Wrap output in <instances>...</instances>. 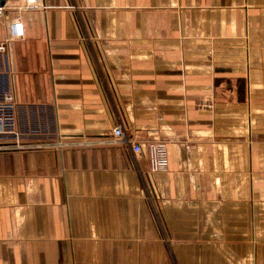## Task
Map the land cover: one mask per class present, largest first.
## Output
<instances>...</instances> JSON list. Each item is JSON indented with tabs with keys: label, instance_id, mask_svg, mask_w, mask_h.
Returning <instances> with one entry per match:
<instances>
[{
	"label": "crops",
	"instance_id": "1",
	"mask_svg": "<svg viewBox=\"0 0 264 264\" xmlns=\"http://www.w3.org/2000/svg\"><path fill=\"white\" fill-rule=\"evenodd\" d=\"M22 1L0 18V264H264V0Z\"/></svg>",
	"mask_w": 264,
	"mask_h": 264
},
{
	"label": "built area",
	"instance_id": "2",
	"mask_svg": "<svg viewBox=\"0 0 264 264\" xmlns=\"http://www.w3.org/2000/svg\"><path fill=\"white\" fill-rule=\"evenodd\" d=\"M41 1L42 0H23L18 6V10L20 12H24L42 9L43 7L40 5ZM7 14L8 13L5 8H0V18L6 17ZM9 26L12 37H20L23 35L22 24L18 21L10 22ZM0 51H4V47H0ZM13 103L14 97L12 94L6 95L4 99L0 101V125L5 126L6 128H9L12 123V117L9 113L13 111ZM113 136L116 143L127 146L136 158L143 156L144 150L141 143L137 139L128 136L123 125H119L113 130ZM55 137L59 139L58 145L60 148H62L63 146L60 141V134ZM146 151L150 165V171L152 173L167 172L169 170V148L166 141L154 139L148 143Z\"/></svg>",
	"mask_w": 264,
	"mask_h": 264
},
{
	"label": "water",
	"instance_id": "3",
	"mask_svg": "<svg viewBox=\"0 0 264 264\" xmlns=\"http://www.w3.org/2000/svg\"><path fill=\"white\" fill-rule=\"evenodd\" d=\"M8 1L10 0H0V8H4Z\"/></svg>",
	"mask_w": 264,
	"mask_h": 264
},
{
	"label": "rangeland",
	"instance_id": "4",
	"mask_svg": "<svg viewBox=\"0 0 264 264\" xmlns=\"http://www.w3.org/2000/svg\"><path fill=\"white\" fill-rule=\"evenodd\" d=\"M149 198H150V202H151V201H152V200H151V197H149ZM153 212H154V215H156L155 209L153 210ZM155 217H156V216H155Z\"/></svg>",
	"mask_w": 264,
	"mask_h": 264
}]
</instances>
